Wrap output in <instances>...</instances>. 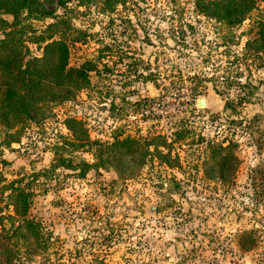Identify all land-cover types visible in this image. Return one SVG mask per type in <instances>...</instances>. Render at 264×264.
<instances>
[{"label":"rangeland","instance_id":"1","mask_svg":"<svg viewBox=\"0 0 264 264\" xmlns=\"http://www.w3.org/2000/svg\"><path fill=\"white\" fill-rule=\"evenodd\" d=\"M192 1L122 0L113 11L93 0L71 1L67 9L46 5L66 28L87 34L86 43L69 46L70 65L90 61L96 69L75 101L24 127L20 143L9 147L0 136V216L13 215L7 186L22 180L15 186L31 194L28 216L43 239L31 255L14 237L16 264H264V65L244 54L252 20L226 37L218 23L194 13ZM258 11L264 13V3ZM51 22L29 23L32 56L41 55ZM237 73L261 85L234 113L223 106L225 98L237 103L236 89L221 97L212 82L188 80ZM201 99L204 107L197 105ZM67 117L82 120L91 140L106 144L156 136L172 141L178 131L186 136L162 150L163 159L151 146L131 180L117 174V165L83 178L79 169L45 173L54 145L69 134ZM208 142L236 145L232 186L204 174ZM71 155L74 164L95 163L82 149L65 154ZM10 222L1 224L8 229ZM250 231L255 243L245 251L240 235Z\"/></svg>","mask_w":264,"mask_h":264},{"label":"trees","instance_id":"2","mask_svg":"<svg viewBox=\"0 0 264 264\" xmlns=\"http://www.w3.org/2000/svg\"><path fill=\"white\" fill-rule=\"evenodd\" d=\"M71 1H80L79 5H84V1L88 0H0V136L6 139L5 144L9 147L20 143L24 127L48 113L52 114L53 107L57 104L75 101L79 93L90 85V72L96 69L95 65L86 61L80 66H71L69 49L71 44L86 43L87 34L75 28L69 30L54 10L46 8L47 4L56 3L57 6L67 9ZM93 1L101 2L110 11L115 10L122 2ZM176 1L168 0L172 5H176ZM258 3H264V0H193L192 6L196 15L218 23L221 33L226 37H234L233 28L252 20V26L244 34L247 37L244 54L255 58L261 68L264 65V13L258 11ZM256 12L259 16L255 15ZM48 18L53 20L46 26L50 34L40 41L43 44L40 48L41 55L32 56L26 45L31 29L29 23L33 20L43 22ZM169 32L175 38L173 26H170ZM202 76L203 78L190 76L188 80L190 83L197 81L198 85L212 82L215 93L221 97L232 89L237 90V103L229 98L224 99V111L229 110L232 113L236 112L238 106L250 103L261 85L249 79L242 80L239 73L234 79L227 75L215 79ZM191 91L197 93L198 86L195 85ZM63 125L69 134L61 135L60 144L54 145L52 162L45 173L59 168L79 169V177L83 178L91 169L117 165V174L128 173L126 177L131 180L134 171L144 163L145 154H150L151 146L156 157L163 159L166 154L162 150H167L168 153L173 141L182 140L186 136L183 131H178L172 141L156 136L147 143L131 138H114L113 143L106 144L91 140L82 120L67 117L63 120ZM235 146L230 142L206 144L203 170L207 178L216 179L226 186L233 185L232 167L238 162L232 151ZM80 149L89 152L95 163L89 164L80 160L74 164V156L66 158V153ZM116 149H119L117 153L114 152ZM17 183H22V180L10 182L7 186L10 190L8 199L13 215L0 216V264H16L19 250L17 241H12L14 237H21L18 240H23L26 251L31 255L38 253V247L43 242L39 225L28 216L31 194L20 185L15 186ZM4 219L12 221L8 229L1 224ZM254 243L253 232L240 235L239 245L243 250H250Z\"/></svg>","mask_w":264,"mask_h":264},{"label":"water","instance_id":"3","mask_svg":"<svg viewBox=\"0 0 264 264\" xmlns=\"http://www.w3.org/2000/svg\"><path fill=\"white\" fill-rule=\"evenodd\" d=\"M197 105L199 107H202V106L204 107L205 106V100L204 99L198 100Z\"/></svg>","mask_w":264,"mask_h":264}]
</instances>
